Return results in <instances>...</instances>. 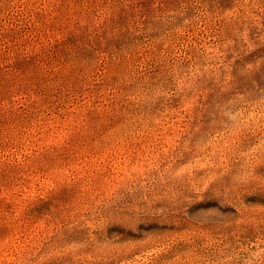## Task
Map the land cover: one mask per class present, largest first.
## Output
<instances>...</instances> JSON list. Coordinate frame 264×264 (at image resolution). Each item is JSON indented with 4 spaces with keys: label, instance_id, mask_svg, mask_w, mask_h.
Wrapping results in <instances>:
<instances>
[{
    "label": "rangeland",
    "instance_id": "1",
    "mask_svg": "<svg viewBox=\"0 0 264 264\" xmlns=\"http://www.w3.org/2000/svg\"><path fill=\"white\" fill-rule=\"evenodd\" d=\"M0 264H264V0H0Z\"/></svg>",
    "mask_w": 264,
    "mask_h": 264
}]
</instances>
